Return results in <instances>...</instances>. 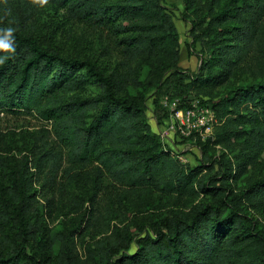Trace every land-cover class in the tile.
<instances>
[{
  "label": "trees",
  "instance_id": "trees-1",
  "mask_svg": "<svg viewBox=\"0 0 264 264\" xmlns=\"http://www.w3.org/2000/svg\"><path fill=\"white\" fill-rule=\"evenodd\" d=\"M19 1L53 4L95 29L105 49L110 38L118 55L107 72L96 60L43 44L25 24L11 32L0 25V112H35L60 145L31 148L0 182V264H264V175L247 174L264 151V0H185L204 16L195 37L206 46L189 82L218 96L213 142L227 143L233 153L194 167L164 148L147 120L142 80L127 68V60L140 59L158 81L177 69L179 34L162 0ZM247 70L254 73L250 80L232 81ZM229 82L222 95L213 93ZM90 85L97 91L84 94ZM40 160L51 172L62 171L68 184L90 180L93 194L110 177L191 203L137 237L135 250L128 230L115 227L86 242L79 255L71 243L79 225L47 228L30 170ZM244 175L235 191L230 179Z\"/></svg>",
  "mask_w": 264,
  "mask_h": 264
},
{
  "label": "rangeland",
  "instance_id": "rangeland-1",
  "mask_svg": "<svg viewBox=\"0 0 264 264\" xmlns=\"http://www.w3.org/2000/svg\"><path fill=\"white\" fill-rule=\"evenodd\" d=\"M162 2L171 14L179 34L180 56L177 69L166 72L158 81V74L149 70L140 59L127 60V68L133 74H138L142 80L139 90L145 96L147 120L164 148L175 153L184 166L194 167L213 159L218 160L223 154L232 157L233 153L227 143L213 142L218 122L213 124L211 134L192 132L183 135L177 130V110L203 106L215 111L213 103L218 96L214 95L212 98L191 86L189 82L190 76L197 72L202 56L206 54L205 44L195 37L204 16H200L185 0ZM22 24L43 44L56 47L66 54L96 60L107 72L117 60L118 54L115 53L110 38L107 39V44L111 49H105L95 29L68 18L63 10L49 2L35 1L25 4L19 0H8L0 7V25L16 29L22 27ZM253 74L247 70L232 81L245 82ZM230 82L217 87L213 93L222 95L231 85ZM96 91V86L90 85L83 93L92 94ZM215 114L217 116L216 111ZM50 129L49 122L35 112H0V182L7 181L9 174L20 167L30 156L31 148L43 147L45 151L60 149L59 142ZM61 151L65 155L63 149ZM220 168L219 162H215L214 169L219 171ZM30 170L34 172L33 188L37 197L45 203L48 230L63 231L75 224L79 225L71 237V243L79 255H82L86 242L111 234L115 227L128 230L133 238L130 251L135 250L137 237L153 233V226L162 218L175 211L187 210L191 203L189 198L174 202L168 195L154 189L134 190L110 177H104L96 194H93L94 187L90 180L81 179L75 184H68L63 172H51L49 164L44 160H40L39 166L31 167ZM249 173L264 175V151L261 152L258 163L249 167L247 174ZM244 177L245 175L230 179L231 187L235 191L243 186ZM202 195L203 193L199 197ZM51 199L54 201L48 202ZM260 219L264 220V214H260Z\"/></svg>",
  "mask_w": 264,
  "mask_h": 264
},
{
  "label": "built area",
  "instance_id": "built-area-1",
  "mask_svg": "<svg viewBox=\"0 0 264 264\" xmlns=\"http://www.w3.org/2000/svg\"><path fill=\"white\" fill-rule=\"evenodd\" d=\"M176 127L180 134L189 135L192 132L211 134L213 124L218 122L215 111L208 107L179 109L176 111Z\"/></svg>",
  "mask_w": 264,
  "mask_h": 264
},
{
  "label": "clouds",
  "instance_id": "clouds-1",
  "mask_svg": "<svg viewBox=\"0 0 264 264\" xmlns=\"http://www.w3.org/2000/svg\"><path fill=\"white\" fill-rule=\"evenodd\" d=\"M7 31H8V32H11V31H13V30H12L11 28H9V29H7ZM4 47H12V46L9 45V44H5ZM2 59H3V58L0 57V61H2Z\"/></svg>",
  "mask_w": 264,
  "mask_h": 264
}]
</instances>
